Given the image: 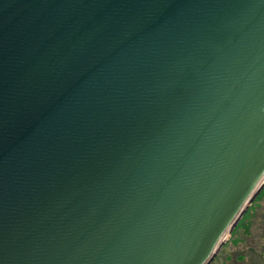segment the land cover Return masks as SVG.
I'll return each instance as SVG.
<instances>
[{"label":"water","instance_id":"1","mask_svg":"<svg viewBox=\"0 0 264 264\" xmlns=\"http://www.w3.org/2000/svg\"><path fill=\"white\" fill-rule=\"evenodd\" d=\"M264 186V0H0V264H210Z\"/></svg>","mask_w":264,"mask_h":264},{"label":"rangeland","instance_id":"2","mask_svg":"<svg viewBox=\"0 0 264 264\" xmlns=\"http://www.w3.org/2000/svg\"><path fill=\"white\" fill-rule=\"evenodd\" d=\"M263 188L247 208L252 207L245 224L235 231L241 219L238 221L210 264H264V192L260 194Z\"/></svg>","mask_w":264,"mask_h":264},{"label":"trees","instance_id":"3","mask_svg":"<svg viewBox=\"0 0 264 264\" xmlns=\"http://www.w3.org/2000/svg\"><path fill=\"white\" fill-rule=\"evenodd\" d=\"M264 192V188H263V190L261 191V193L260 194H262ZM260 196V195H259ZM251 208L252 207H250L248 210H247V212L244 214V216H242V218H241V220L239 221V223H238V225H237V227L235 228V231L243 224H245V222L247 221L246 220V218L251 214ZM234 230V229H233ZM234 231V232H235Z\"/></svg>","mask_w":264,"mask_h":264}]
</instances>
